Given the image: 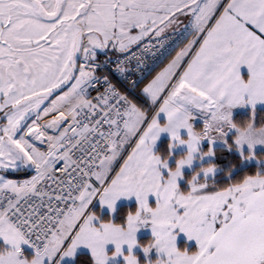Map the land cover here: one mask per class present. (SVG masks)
Listing matches in <instances>:
<instances>
[{"label":"snow or ice","instance_id":"6c2138e0","mask_svg":"<svg viewBox=\"0 0 264 264\" xmlns=\"http://www.w3.org/2000/svg\"><path fill=\"white\" fill-rule=\"evenodd\" d=\"M258 104L264 0H0V264H264Z\"/></svg>","mask_w":264,"mask_h":264},{"label":"crops","instance_id":"0c3cea01","mask_svg":"<svg viewBox=\"0 0 264 264\" xmlns=\"http://www.w3.org/2000/svg\"><path fill=\"white\" fill-rule=\"evenodd\" d=\"M241 72H242V74L246 77L247 76V68H246V66H242L241 67ZM257 108H264V104H258L257 105ZM243 110H249V106H237L236 108H234L233 109V114H235L237 111H243ZM163 139H168V137H167V134H162V136H161V140H163ZM161 140L160 141H158V147H159V144H160V142H161ZM258 149H261V147L259 146L258 147ZM177 154H179L181 151H182V148H178L177 150ZM197 165H199V164H197ZM196 166V165H195ZM194 166V167H195ZM191 171V170H190ZM185 172H187V171H185ZM151 200H154V198L153 197H150V201ZM136 204V201H135V198H132L131 200H126V199H124V198H122L120 201H118V205H117V207L119 208L120 206H122V205H135ZM95 205H96V207L97 208H99V202L97 201V202H95ZM104 214H107V211H105V213ZM145 233V230L144 229H140L139 231H138V233H137V238H138V240H139V238L140 237H143V236H149L150 238H151V236L150 235H145L144 234ZM185 246H187L188 248H189V244L188 243H185ZM113 245H109L108 246V248H109V250H112L113 249ZM178 247H179V244H178ZM125 248H126V246H125ZM134 251H135V253L140 257H142L143 259L145 258L141 253H142V250L139 248V247H136L135 249H134ZM122 258V257H121ZM121 258H119V257H117V258H115L113 261H111L110 262V264H118V263H123L124 264V261H123V258L121 259Z\"/></svg>","mask_w":264,"mask_h":264},{"label":"trees","instance_id":"16d2710c","mask_svg":"<svg viewBox=\"0 0 264 264\" xmlns=\"http://www.w3.org/2000/svg\"><path fill=\"white\" fill-rule=\"evenodd\" d=\"M258 109H261V110H264V108H258ZM248 112H249V110H243V111H237L235 114H234V119H242V118H244V117H246L247 115H248ZM166 142H167V140L166 139H163V140H161V142H160V144H159V146L161 145V144H166ZM259 151H264V148L262 149V150H259ZM219 163H221V164H224V161L221 159V160H219L218 161ZM195 167H199V165H196ZM194 167V168H195ZM255 167V164L254 163H251V164H245V165H243L239 170H243L244 168H249V169H251V168H254ZM193 170V169H192ZM192 170L191 171H187V172H185V174H186V176H190L191 175V173H192ZM135 205H122V206H120L118 209L120 210V211H124V210H126L127 208H129V207H134ZM105 215H107V214H105ZM150 239V237L149 236H143V237H140L139 238V240L141 241V242H144V241H147V240H149ZM185 246V242H183V241H181L180 243H179V247H184ZM189 250H194V247L193 246H191L190 248H188ZM140 259H141V261H143L144 259L140 256ZM118 264H123V263H118Z\"/></svg>","mask_w":264,"mask_h":264},{"label":"rangeland","instance_id":"374dc122","mask_svg":"<svg viewBox=\"0 0 264 264\" xmlns=\"http://www.w3.org/2000/svg\"><path fill=\"white\" fill-rule=\"evenodd\" d=\"M259 147V146H258ZM263 148H261V149H258V151L259 150H262ZM251 163H254L255 164V162L253 161V162H249V163H246V165L247 164H251ZM198 164V163H197ZM197 164H195V165H197ZM194 165V166H195ZM193 166V167H194ZM190 170H192V169H189V168H186L185 169V171H190ZM144 230H145V235H150L151 236V230H150V228H144ZM181 241H183V242H185V243H188L189 244V248L191 247V246H193L194 247V250L197 248V244H196V241L193 239V240H188V238L186 237V235L184 234V233H180L179 234V236L177 237V245L181 242ZM143 256H144V254H143V252L141 253ZM152 255H153V257L156 255L155 254V252L153 251V253H152ZM119 258H121V257H119ZM122 259V258H121Z\"/></svg>","mask_w":264,"mask_h":264},{"label":"clouds","instance_id":"9594fccd","mask_svg":"<svg viewBox=\"0 0 264 264\" xmlns=\"http://www.w3.org/2000/svg\"><path fill=\"white\" fill-rule=\"evenodd\" d=\"M145 246H147V244H145Z\"/></svg>","mask_w":264,"mask_h":264}]
</instances>
